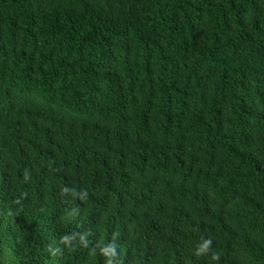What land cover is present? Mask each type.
I'll return each instance as SVG.
<instances>
[{
	"label": "trees",
	"instance_id": "16d2710c",
	"mask_svg": "<svg viewBox=\"0 0 264 264\" xmlns=\"http://www.w3.org/2000/svg\"><path fill=\"white\" fill-rule=\"evenodd\" d=\"M0 264H264V0H0Z\"/></svg>",
	"mask_w": 264,
	"mask_h": 264
}]
</instances>
